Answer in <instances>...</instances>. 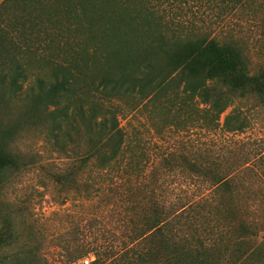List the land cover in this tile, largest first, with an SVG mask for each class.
<instances>
[{"label":"rangeland","instance_id":"obj_1","mask_svg":"<svg viewBox=\"0 0 264 264\" xmlns=\"http://www.w3.org/2000/svg\"><path fill=\"white\" fill-rule=\"evenodd\" d=\"M70 1L74 4L41 0L42 4L33 7L21 9L11 4L1 10L2 19L10 14L20 21L23 13L29 14L30 20L39 18L42 27L53 29V33L47 32L49 36L44 38L35 27L32 33L38 35L28 36L25 32L17 36L24 38L31 49L23 45L17 56L23 75L16 81V89L8 88L7 78L0 74V149L13 161L0 172V264H65L64 247H69L70 252L78 248L91 251L94 242L106 243L109 231L118 226L129 229L133 225L128 220L137 219L129 204L114 199L115 207L111 196L106 197V190L93 193L96 184H106V173L98 176L90 170L95 161L77 166L78 157L88 147L84 129L72 133L66 119L56 133L48 117L51 109L45 110L41 103L33 105L30 99L37 90L36 79L46 85L55 66H66L75 57L83 78H76L74 91L60 104L72 106L79 99L83 103L96 101L106 109V91L99 93L93 88L98 71L106 67L102 61L108 46L106 25L115 24L113 13H123L125 9V18L127 13L144 9L167 37L233 36L252 70L264 61V4H256L257 0L225 16L220 5L205 0ZM66 11H72V17ZM52 20L56 24H49ZM141 25L140 19H125L121 30L132 29L130 37L144 38L147 34L139 29ZM28 38L35 44L27 43ZM83 83L88 87L84 94L79 91ZM174 91L170 85L165 95L171 96ZM112 100L111 104H117L121 111L117 119L128 140L126 154L137 158V166L145 171L147 161L157 160L169 150L184 154L189 164L203 168L241 166L242 170L235 174L233 188L237 193L232 195V203L227 209L206 211L205 221L218 219L225 224L231 217L245 221L249 241L229 244L225 239L231 234H226L215 249L205 253V264H264V105L253 96L234 98L219 115L218 127L207 130L192 119L199 116L191 105L202 108L197 99L189 103L188 115L168 112L164 106L149 102L131 110L129 106L137 103L133 97ZM233 107L240 112L245 127L241 133L226 134L220 129L221 121ZM59 174H64L60 183L54 181ZM178 175V182L187 192L166 193V198L205 193L204 185H199L201 179L181 171ZM164 180L175 184L169 176L165 175ZM205 180L203 177L202 184ZM66 214L74 217L77 226L70 225ZM202 231L207 235L205 229ZM235 235L239 234L232 238ZM80 259L91 262L92 253ZM80 259L73 264H80Z\"/></svg>","mask_w":264,"mask_h":264},{"label":"trees","instance_id":"obj_2","mask_svg":"<svg viewBox=\"0 0 264 264\" xmlns=\"http://www.w3.org/2000/svg\"><path fill=\"white\" fill-rule=\"evenodd\" d=\"M205 1L220 5L225 16L256 0ZM257 1L256 4H264V0ZM67 2L74 4L70 0ZM11 4L24 9L42 2L0 0V17L1 10L9 8ZM122 10L123 13H111L115 24L106 25L108 46L102 58L106 67L98 71L93 88L99 93L106 91V109L96 101L83 103L79 99L72 106L60 104L66 95L74 91L76 78L82 77L75 57L68 60L66 66H55L51 71V81L46 85L36 79L37 90L30 96L33 105L41 103L45 110L51 109L48 111L51 130L57 133L61 122L66 119L70 121L68 125L72 133L84 129L88 147L78 157L77 166L95 161L90 170L98 176H105L106 173V184H96L93 193L106 190V197L111 196L115 207L114 199H117L120 203L129 204L137 214V219L127 222L133 227L126 229L118 226L117 230L109 231L106 243L94 242L91 251L78 248L70 252L69 247H64L65 264H73L88 253L93 256L89 264H205V253L215 249L226 234H231L225 239L229 244L249 241V226L245 221L232 217L226 218L225 224L218 219L205 221L208 215L206 211L227 209L232 203V195L237 193L233 188L235 174L242 170L241 166L236 168L232 165L221 170L203 168L189 164L184 154L169 150L157 160H146L145 171L144 167L137 166V158L126 154L129 151L128 140L117 119L121 111L117 104L111 102L119 97H133L137 103L129 106L131 110L140 103L149 102L164 106L168 112L174 110L188 115L189 103L197 99L202 108L191 105L192 111L199 116L192 119L201 122L205 129L214 130L218 127L219 115L232 105L234 98L253 96L259 104L264 105V61L252 70L239 41L233 36L167 37L157 29L158 25L149 18L150 13L146 10L127 13L125 18V9ZM64 13L72 17V11ZM20 17V21L11 18L10 14L9 18H0V74L7 78L10 89H16V81L23 75L17 56L23 49L21 47L26 46V40L17 36L25 32H28V36H36L38 32L32 33L35 27L44 38L49 36L47 32L53 33V29L42 27L39 18L30 20L27 13ZM125 19H140L142 25L139 29L147 36L130 37L128 33L132 29L127 32L121 30ZM53 23L56 24V21L52 20L49 24ZM32 42L35 40L27 39V43L34 45ZM28 46L24 49H31ZM83 84L79 90L82 94L88 91L87 85ZM170 85L175 91L171 96H166ZM239 115L235 107L231 108L223 117L220 129L226 134L241 133L245 124ZM192 119L189 121L192 122ZM232 143L234 146L235 142ZM231 149L228 148V152L231 151L232 155ZM11 165L13 161L0 149V172ZM180 171L189 177L201 179L199 185L201 188L204 185L205 193L193 197L166 198V193L177 195L187 192L178 182ZM165 175L175 184L165 181ZM63 177L64 174L56 175L54 181L60 183ZM203 177L206 180L202 184ZM66 216L70 218V225L77 226L71 214ZM202 223L205 228H202ZM236 233L239 235L232 238Z\"/></svg>","mask_w":264,"mask_h":264},{"label":"built area","instance_id":"obj_3","mask_svg":"<svg viewBox=\"0 0 264 264\" xmlns=\"http://www.w3.org/2000/svg\"><path fill=\"white\" fill-rule=\"evenodd\" d=\"M80 263L81 264H88V261L86 259H82Z\"/></svg>","mask_w":264,"mask_h":264}]
</instances>
